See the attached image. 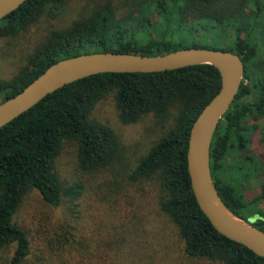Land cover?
I'll use <instances>...</instances> for the list:
<instances>
[{
  "label": "trees",
  "instance_id": "trees-1",
  "mask_svg": "<svg viewBox=\"0 0 264 264\" xmlns=\"http://www.w3.org/2000/svg\"><path fill=\"white\" fill-rule=\"evenodd\" d=\"M71 1L26 0L0 19V41L27 35L42 18L48 21V30L26 53L18 71L9 79H0V104L52 64L83 54L158 56L194 47L231 52L240 58L244 72L238 93L214 133L210 173L225 206L264 232V129L260 152L248 150L258 121L264 118V0H85L69 24L55 28L51 21ZM208 29L233 31L232 44L228 48L183 46L195 32ZM220 84L218 70L208 64L156 73H101L57 89L2 126L0 252L14 246L7 264H25L31 254L27 232L14 217L33 190L53 209L66 206L57 228L62 232L55 234L68 244L64 249L70 243L80 244L75 232L85 187L80 182H64L56 163L67 146L75 153L76 169L84 174L100 173L121 160L119 136L92 116L107 98H112L122 124L151 116L158 135L127 176L134 188H147L151 194L135 206L134 216L161 217L180 241L181 255L190 261L264 264L263 257L213 228L190 185L186 163L190 129ZM250 175L261 183L258 192L247 199L243 183ZM136 254L133 250L132 257ZM132 262L131 258L128 264Z\"/></svg>",
  "mask_w": 264,
  "mask_h": 264
},
{
  "label": "rangeland",
  "instance_id": "rangeland-1",
  "mask_svg": "<svg viewBox=\"0 0 264 264\" xmlns=\"http://www.w3.org/2000/svg\"><path fill=\"white\" fill-rule=\"evenodd\" d=\"M85 0H72L52 25L59 29L71 22ZM48 30L45 18L37 23L29 33L16 39L0 41V79H9L24 63L23 59ZM233 42V31L222 32L215 29L198 31L191 41L183 46L195 44L201 47L228 48ZM264 61V59H261ZM92 116L109 126L120 138L123 146L121 160L96 174H84L76 169L75 153L67 146L57 159L56 169L66 183L80 182L85 187L79 200L80 218L76 233L80 244L63 243L60 225L66 206L53 209L46 204L39 193L31 191L22 201L14 222L21 226L31 243V254L25 264H128L132 258L135 264H211L195 262L181 254V243L170 225L154 214L135 215V206L143 199L151 198L147 188L136 189L127 180L134 163L158 138L154 133L151 116L131 124H122L116 115L112 98H107L94 109ZM259 129L249 144V152H260V133L264 129V118L258 121ZM232 156L228 161H232ZM124 165H127L124 167ZM261 181L250 175L243 183L244 194L251 199L259 190ZM147 192V193H146ZM142 201V202H141ZM145 202V201H144ZM149 203V202H148ZM264 208V203L261 205ZM147 208L143 212H147ZM253 221V220H251ZM71 242V239L69 240ZM123 252L117 257L114 253ZM14 246L0 252V264H7L12 257ZM65 250V251H64ZM136 255L132 257V251ZM64 251V252H63ZM70 255L73 258H70Z\"/></svg>",
  "mask_w": 264,
  "mask_h": 264
},
{
  "label": "water",
  "instance_id": "water-1",
  "mask_svg": "<svg viewBox=\"0 0 264 264\" xmlns=\"http://www.w3.org/2000/svg\"><path fill=\"white\" fill-rule=\"evenodd\" d=\"M26 0H0V19ZM208 64L220 75L218 93L193 122L186 153L187 171L196 203L213 228L227 239L264 258V232L233 214L221 200L210 173V148L218 123L233 103L244 66L228 51L186 48L169 54L144 56L122 53H89L49 66L21 92L0 104V128L48 94L74 81L101 73H156Z\"/></svg>",
  "mask_w": 264,
  "mask_h": 264
}]
</instances>
